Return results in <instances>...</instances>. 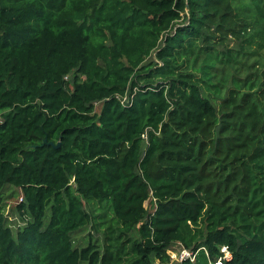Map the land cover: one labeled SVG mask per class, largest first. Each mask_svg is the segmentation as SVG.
Wrapping results in <instances>:
<instances>
[{"label":"trees","instance_id":"1","mask_svg":"<svg viewBox=\"0 0 264 264\" xmlns=\"http://www.w3.org/2000/svg\"><path fill=\"white\" fill-rule=\"evenodd\" d=\"M178 241L264 264V0H0V264H168Z\"/></svg>","mask_w":264,"mask_h":264},{"label":"rangeland","instance_id":"2","mask_svg":"<svg viewBox=\"0 0 264 264\" xmlns=\"http://www.w3.org/2000/svg\"><path fill=\"white\" fill-rule=\"evenodd\" d=\"M240 40L235 39L233 37H229L223 46H220V50H226V48H232L234 50H239L240 48ZM152 58H155L154 54L152 55ZM151 58V59H152ZM214 103L217 102L216 99L213 100ZM18 190L14 187H6L4 190V194L6 195V213L14 212L16 203L19 202V194ZM146 205H148V202H146ZM17 215V213L15 214ZM49 214L47 215L46 220L48 219ZM13 220H16L17 218L13 215ZM18 220V219H17ZM21 222V221H19ZM103 230H95L91 226H87L83 229H80L75 232L74 239H75V245L80 247H85L89 244L90 241H97L98 243H102L103 241Z\"/></svg>","mask_w":264,"mask_h":264},{"label":"built area","instance_id":"3","mask_svg":"<svg viewBox=\"0 0 264 264\" xmlns=\"http://www.w3.org/2000/svg\"><path fill=\"white\" fill-rule=\"evenodd\" d=\"M133 98V94L127 91L125 94L120 96V100L124 105L130 104ZM143 137L148 140L147 134L144 133ZM23 200V195H20L19 201ZM20 221V220H18ZM23 224V222H20ZM15 226V224H13ZM170 256V262L168 264H181L185 260H189L194 263L196 260L197 251L185 247L181 241L176 242L171 248L168 249ZM233 257L232 251L228 245L221 246V254L215 259L210 260V264H226L227 261L231 260Z\"/></svg>","mask_w":264,"mask_h":264},{"label":"water","instance_id":"4","mask_svg":"<svg viewBox=\"0 0 264 264\" xmlns=\"http://www.w3.org/2000/svg\"><path fill=\"white\" fill-rule=\"evenodd\" d=\"M47 142H48V139L45 138L44 141H43V143H42V145L46 144ZM48 143L54 145L55 147H59L60 144H61V141H59L57 144H54L53 142H48ZM29 147L34 148V147H36V145H30Z\"/></svg>","mask_w":264,"mask_h":264}]
</instances>
